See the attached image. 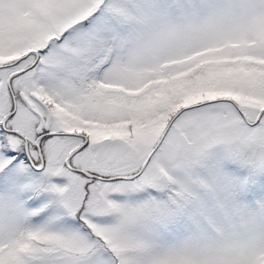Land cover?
<instances>
[{
	"label": "snow or ice",
	"instance_id": "6c2138e0",
	"mask_svg": "<svg viewBox=\"0 0 264 264\" xmlns=\"http://www.w3.org/2000/svg\"><path fill=\"white\" fill-rule=\"evenodd\" d=\"M0 264H264V0H0Z\"/></svg>",
	"mask_w": 264,
	"mask_h": 264
}]
</instances>
